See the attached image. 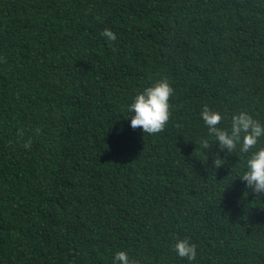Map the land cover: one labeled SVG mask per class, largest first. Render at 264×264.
<instances>
[{
    "label": "trees",
    "instance_id": "1",
    "mask_svg": "<svg viewBox=\"0 0 264 264\" xmlns=\"http://www.w3.org/2000/svg\"><path fill=\"white\" fill-rule=\"evenodd\" d=\"M165 77L166 127L133 130ZM205 105L264 124V0H0V264H264L250 154L220 150Z\"/></svg>",
    "mask_w": 264,
    "mask_h": 264
},
{
    "label": "clouds",
    "instance_id": "2",
    "mask_svg": "<svg viewBox=\"0 0 264 264\" xmlns=\"http://www.w3.org/2000/svg\"><path fill=\"white\" fill-rule=\"evenodd\" d=\"M100 35L110 46L117 40L116 33L108 27H105ZM173 92L174 89L166 77L138 92L128 106V111L134 113L130 120V127L133 130L139 128L150 135L163 131L172 114L170 99ZM201 118L208 129L209 136L215 138L221 151L226 149L228 153H232L239 145L241 153L250 154L247 156L246 170L240 179L246 182V186L254 193L264 194V146L257 148L260 138L264 136V124L242 111L232 116L230 129L222 128L220 125L224 116L207 105L201 110ZM200 146L209 149V140L207 138L201 140ZM23 147L30 149V142L25 143ZM253 149L256 150L253 151ZM221 165L220 158L214 159L215 167L219 168ZM173 247L180 258L195 260L197 246L189 238L177 239ZM113 264H138V261L130 259L128 253L121 250L114 254Z\"/></svg>",
    "mask_w": 264,
    "mask_h": 264
}]
</instances>
